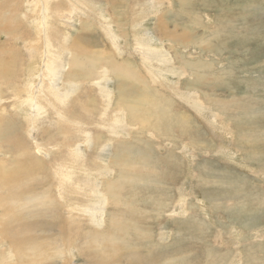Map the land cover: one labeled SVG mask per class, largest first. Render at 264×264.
I'll use <instances>...</instances> for the list:
<instances>
[{
    "label": "rangeland",
    "instance_id": "374dc122",
    "mask_svg": "<svg viewBox=\"0 0 264 264\" xmlns=\"http://www.w3.org/2000/svg\"><path fill=\"white\" fill-rule=\"evenodd\" d=\"M113 1L114 11L106 0H0V121L17 134L0 131V163L7 142L26 162L46 164L53 201L65 197L63 224L51 227L34 216L45 195L10 202L29 213L13 224L15 237L29 238L25 253L36 264H264V0ZM158 21L181 45H171ZM42 24L57 33L53 58H67L56 72L60 91H74L67 101L55 81L36 78L45 76ZM105 52L120 74L100 61ZM96 55L100 62L90 63ZM28 77L38 85L34 97L25 92ZM72 107L77 123L67 124ZM35 143L47 158L24 151ZM62 164L77 169L70 175ZM94 186L117 203H104L96 221L85 214L101 195L90 194ZM124 224L131 227L120 233ZM10 249L0 246V264L26 260L10 259Z\"/></svg>",
    "mask_w": 264,
    "mask_h": 264
},
{
    "label": "bare ground",
    "instance_id": "6f19581e",
    "mask_svg": "<svg viewBox=\"0 0 264 264\" xmlns=\"http://www.w3.org/2000/svg\"><path fill=\"white\" fill-rule=\"evenodd\" d=\"M112 1L113 0H106V2L109 4V7L111 6ZM39 8L40 7H38V4H37L35 6V9L38 10ZM40 9L42 11V16L46 15L48 13V3H44L43 6ZM49 25L47 26L46 30L44 29L43 24L40 26V28H39V31L40 32L38 33V37L40 38V41H43V38L42 37H44L45 33L47 32ZM54 32H55V28H54ZM39 34H41L42 37H40ZM38 44L40 45L41 43H38ZM44 49L46 51V54H45L46 63L44 64V68H43L44 69L45 76H43L42 74L38 73L36 75V78H38V80H41L44 77L46 79L55 81L56 88H54V89L59 94V96L65 97V94L59 93V90L61 88H64V86L61 85L62 84L61 83V78L62 77L61 78H57L56 77V72L59 71V69L62 70V68H58L52 62V60H56V59L53 58V56H54L53 53H55V50L56 49L54 47L52 48V45L49 44V43L46 44V47ZM35 70H38V68L37 67H34L31 71H35ZM30 76H31V72H30L29 77ZM29 77H28V79L26 81L27 85L24 84L25 85V92L27 93V95L29 97H34L35 96V92L37 91L38 85H37V82H32L34 79L31 80ZM33 78H34V76H33ZM56 78H57V80H55ZM14 81L18 82V79L15 78ZM10 84L11 83L8 82V81L2 82V85L7 86V87H9ZM39 85L41 86L42 85V82ZM22 92H23V90L21 89V85H18L17 88H16L17 97H19L20 94H22ZM65 99H66V97H65ZM69 118H70V116L67 115V124H69V121H68ZM0 122H2V126L0 127V131H1V134L2 135L5 134V133H3V130L6 132L5 136L8 137V138H11L12 135H14V136L17 135L16 133L13 134L12 131L7 126H4L5 125V122L4 121H0ZM80 129H82V128H80ZM18 137L20 138V135H18ZM23 146H24V151L25 152H29L30 154L36 155L38 157H46V158L48 157V156H46V153L39 146L38 143L31 144V145H25V144H23ZM3 150H5L6 152H8V154L5 156V158H4L5 160H2L1 163H0V186L5 187L6 190L9 191V194L8 195H2V196H0V207L4 210L2 216L0 217V236L2 238L1 244L5 245V246L0 245L1 246V251L2 252H6L7 251L6 250V247L9 248V249H10V247L11 248H14L15 251L12 250V252L13 253H16L17 252V253L14 254V255H12V253H11V256L10 255H7V256H10V259H12L14 257H16L17 260L21 259L22 261L24 259H26L23 262H19V264H36V261H35L36 260V257L35 258L32 257L33 259L31 258V260H29L30 259L29 255L27 253H25L26 252L25 251V248H26V245L29 242V238L26 239V240H23V239L22 240H19V242H18L17 238L14 235L15 234L14 233L15 231L13 232V230L15 229V227H13V224L16 223V222H19V221H24L23 219L26 218V216L29 215V213L26 211V209L24 207H22V209L24 208L25 209V212L24 211H23V213H22V211L20 212L19 209L21 207H19V209H18L16 206H12L10 204V202L11 203L13 202V205H14V204H16V202L18 200H21V199H22V201L24 199H27V198H38V199H40V198H42L43 195H45V198L47 199V201L45 200V201H43L40 204L39 203L38 204L36 203V205L34 206V208H36L37 211H38V213H35L34 216H37V217L38 216H41V217H39L40 218L39 220H41L43 223L47 222V221H44V220H48L49 219L50 221L49 220L48 221H49L50 224L47 225V226H50V225L54 226L56 224H63V222H62V216H61V214H59V204H60V200L61 199H65V197H64V195L63 196L61 195V198H58L59 199L58 201H53V199H51L52 197H51L50 193H53L54 182L52 183L51 181L48 180V178H49L48 177V170H49V168L46 167V164L44 165L43 162H41L40 160H38L35 157L32 158V160L30 161V163L26 162L24 160V156L23 155H20V154H17V153H14L11 150V146L7 142H5V146H4ZM47 151L49 153L50 150H47ZM71 154H72L73 157H75L73 151H72ZM34 159L36 161H33ZM8 163H10L9 164L10 166L7 167L6 164H8ZM70 163L72 164V162H70ZM12 164H13V167H12ZM67 164H68V162H67ZM60 166L62 167V169L66 173H68L70 175L73 173V171H75L77 169L74 166V164L72 166L71 165H67V167L65 166V164H62ZM36 169H38L39 171L43 172V174L37 173L36 174L37 176H34L33 174L35 173L34 171H37ZM17 172H19L21 176L27 177L28 178V181L34 179L33 181L38 186H35L34 187L33 184L29 186V183H26V184L22 185L23 182H24V179H23L22 183H21L20 179L17 180V182H16L15 178H18V177H16L15 175L17 174ZM9 174H10V176L12 178H10ZM6 177H7V183L5 182V178ZM11 180H12V182H11ZM58 181L60 182V184H59V182H56V181H55V183L56 184L57 183L59 184V188L58 189L60 190V193L61 194L62 193H65L66 191H65V188H64V184L62 183V181H60V180H58ZM10 182H11V184L9 186V183ZM52 185H53V187H52ZM19 190L22 191V192H19ZM112 190H113V188H110L107 191H112ZM82 191H83V187H82ZM48 195H49V197H48ZM48 198H50V200H48ZM51 200L53 202H50ZM103 200H106L107 201L108 199H107V197H103L102 196V198H98V202L97 203L95 202L94 205L92 204V206L85 207V209H86L85 214L86 215L89 214L90 216H93L94 221L100 220V219H102L105 216L104 215V211L105 210L103 211L104 203H106V204L108 203V205H111V206H113L114 204H117L116 202H110L109 200H108V202H106V201H103ZM25 205L26 204H23V206H25ZM123 214H124L125 217H127L126 211ZM52 221H54V222H52ZM129 227H131V226L130 225L128 226V225L124 224V225H122V228L119 230V232L120 233L127 232L128 231L127 229ZM12 228H13V230H12ZM67 233H68V231H67ZM29 247L30 246L28 245V248ZM20 248H21V250H23L22 251L23 253H21V255H19V249Z\"/></svg>",
    "mask_w": 264,
    "mask_h": 264
},
{
    "label": "crops",
    "instance_id": "0c3cea01",
    "mask_svg": "<svg viewBox=\"0 0 264 264\" xmlns=\"http://www.w3.org/2000/svg\"><path fill=\"white\" fill-rule=\"evenodd\" d=\"M116 6H117V3H116V1H112V3H111V6L109 7V9H110V11H114L115 10V8H116ZM60 8H61V6L60 5H57L56 4V9L54 10V13L56 14V15H58L59 17H61V18H63V12L65 11V9H63V10H60ZM59 12H61V15H60V13ZM67 15H71L72 13H73V10H71L70 8H68L67 9ZM104 15H101L100 17L101 18H103V19H105L104 17H103ZM162 21H163V19H162ZM101 23V22H100ZM158 28L166 35V36H164V37H167L168 35V29L167 28H165V24L163 23V22H160V21H158ZM89 28V27H88ZM91 32V30H88V31H86V33L85 34H87V33H90ZM84 33H83V35H85ZM175 35H174V37H171V38H169V37H167V38H169L170 39V43H171V45H176V44H179V45H181V41H180V38H179V36H177L176 35V33H174ZM55 35H57L55 32H54V28L51 26V25H49V27H48V30H47V32L45 33V35H44V38H45V40H43V42L45 41V43L47 44V43H49V44H51L52 45V48L54 47V48H56V46H54L53 44H52V42L55 40ZM59 35V37L61 38V35L60 34H58ZM82 34L81 35H77L76 36V40L77 41H75V43L76 42H81L82 40L84 41V39H85V36H83ZM87 38H90L89 36L87 37ZM58 39V38H57ZM149 50L151 51V53H152V51H153V49L152 48H149ZM67 54V53H66ZM66 54L64 55L65 57H67L66 56ZM152 55V54H151ZM104 57H107V60H103L102 58H100V55H99V58H100V61L102 62V63H104V64H106V65H110V66H112L113 67V72L114 73H116V74H120L122 71H121V69H119V70H117V69H115V68H119V64H118V62H117V60H116V58H115V56L114 55H112V54H109L108 53V55H106V52L104 53ZM97 58V55L96 56H94V57H92V58H90V63H92L93 61L94 62H100L99 60H97L96 59ZM66 60H67V58H65V60H64V62H60V61H58V60H52V62H53V64L55 65V66H57L58 68H62V69H64V70H66L67 69V66H68V63H66ZM103 64V65H104ZM70 67V69H72V70H78V67H76L75 68V65H70L69 66ZM103 67L104 66H102V70H103ZM107 71L108 70H103V72H105V75L107 74ZM71 75H73L72 73H69L68 75L66 74L65 75V77L68 79V80H70V77L69 76H71ZM123 75H128V73H125V74H123ZM122 75V76H123ZM64 76V75H63ZM63 79H64V77H62V79H61V83H62V85L64 86V88H65V85H64V83H63ZM71 83H73L72 85L73 86H77L78 85V83H79V80H77L76 82H71ZM68 89V86H66V90ZM72 92H74L73 90H69V91H67L66 92V94H65V97H66V100H67V96H70V94H72ZM59 93H62L60 90H59ZM121 98V97H120ZM142 101V100H141ZM123 103H126L125 101H123ZM137 106V108H136V110H135V107H133L132 108V111H138L139 109H140V104H138V105H136ZM66 113H67V115H69L70 116V119H71V117L74 115V114H76L75 112H74V108L72 107V108H70V109H66ZM69 120V119H68ZM71 121H75L76 123H77V120L75 119V117L73 118V119H71ZM72 123V122H71ZM78 123H79V120H78ZM114 172V171H113ZM89 183V182H88ZM88 186L90 187V186H92V185H90V183L88 184ZM91 188V187H90ZM95 190H93L90 194L92 195H97L98 193L99 194H101V195H98L97 196V198H102V196H103V194H106V193H102V192H99L98 191V187L97 186H94L93 187ZM111 188H113V190L112 191H108L109 192V194L110 195H112V198L113 199H115V194L113 193V191H115V185H113ZM83 190H84V187H83ZM111 192H112V194H111ZM91 195H89V197L91 196ZM104 197H106V196H104ZM107 199L109 200V198L107 197ZM103 201H106V200H103Z\"/></svg>",
    "mask_w": 264,
    "mask_h": 264
},
{
    "label": "flooded vegetation",
    "instance_id": "af4514ba",
    "mask_svg": "<svg viewBox=\"0 0 264 264\" xmlns=\"http://www.w3.org/2000/svg\"><path fill=\"white\" fill-rule=\"evenodd\" d=\"M2 126V122H0V127ZM33 161H36L35 159Z\"/></svg>",
    "mask_w": 264,
    "mask_h": 264
}]
</instances>
